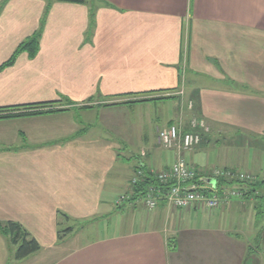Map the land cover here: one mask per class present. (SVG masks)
<instances>
[{"label":"crops","instance_id":"1","mask_svg":"<svg viewBox=\"0 0 264 264\" xmlns=\"http://www.w3.org/2000/svg\"><path fill=\"white\" fill-rule=\"evenodd\" d=\"M41 23L37 52L0 69V224L40 249L17 261L0 231V264H262L256 187L213 211H148L131 180L179 157L201 179L252 174L222 162L234 130L264 131V0H0V68ZM192 119L209 128L197 147L159 146ZM150 138L162 153L119 154Z\"/></svg>","mask_w":264,"mask_h":264},{"label":"built area","instance_id":"2","mask_svg":"<svg viewBox=\"0 0 264 264\" xmlns=\"http://www.w3.org/2000/svg\"><path fill=\"white\" fill-rule=\"evenodd\" d=\"M208 133L209 128L203 121L192 119L188 132L183 131L177 125L159 130L157 142L161 148L166 150L178 153L189 152L197 147L202 137ZM151 173L155 175L160 187L149 186L141 197L142 205L148 211L154 210L159 202H164L167 206L180 211L193 208L213 211L220 208L226 199L242 197L245 194L244 186L252 182L251 175L247 173L221 170H213L209 174V178L216 181L214 186L200 181L195 182L199 173L181 157L177 158L169 169ZM144 178V168L139 164L134 172L131 185L135 186L143 182ZM253 180L255 181V178ZM220 181L223 184L220 185ZM231 182H235L236 185ZM127 199L128 197L124 196L121 202Z\"/></svg>","mask_w":264,"mask_h":264},{"label":"rangeland","instance_id":"3","mask_svg":"<svg viewBox=\"0 0 264 264\" xmlns=\"http://www.w3.org/2000/svg\"><path fill=\"white\" fill-rule=\"evenodd\" d=\"M187 79H190L191 74L189 76V71L186 73ZM243 87L235 86L232 92H239L243 90ZM250 95H254V93H249ZM119 146V154L122 158L127 159L129 163H133L136 161V157L139 156L141 150L144 151H154L155 153H162V150L155 145L154 139L150 138L148 142L145 141H133V142H124L122 144H117ZM229 150L227 152V157H231L227 161H223L222 165H234L237 168H242L248 173L255 174L258 177V180L264 181V173H260L264 171V131L255 132L251 128H240L238 131L234 130L229 137ZM223 151V149H221ZM226 154V153H225ZM224 152L220 153L219 162L222 157H224ZM215 155L214 160L217 158ZM252 174V182H255L253 178H255ZM258 174V175H257ZM249 182L247 184H250ZM258 182V181H257ZM254 187L257 188V193L259 194V206L256 208L257 212H259L258 217H264V201L260 202V200H264V184L256 183ZM247 190L245 191V193ZM117 216L113 215V217L109 216L107 222H100L99 224H103L105 227L107 226V231L104 233H111L114 229L111 224L115 223L117 220ZM264 219V218H263ZM261 220V218H260ZM262 226L264 225V220H262ZM260 222L258 223V225ZM96 227V226H94ZM88 233H92L91 230H87ZM92 237V234H89ZM262 264H264V257H262Z\"/></svg>","mask_w":264,"mask_h":264},{"label":"trees","instance_id":"4","mask_svg":"<svg viewBox=\"0 0 264 264\" xmlns=\"http://www.w3.org/2000/svg\"><path fill=\"white\" fill-rule=\"evenodd\" d=\"M57 1L68 2V3L70 2L83 3L86 0H57ZM42 23L37 33H35L32 37L22 42L15 51L14 55L11 57V59L7 63H5L0 69L12 65L17 55L22 52L27 53L29 56H33L37 52L38 40L41 34ZM200 179L201 176L198 175L195 178V182H199ZM221 183L223 182H220V184ZM231 183H235V182H231ZM260 183L263 184L264 182L262 181ZM152 185L160 187L155 175L150 171H145V178L143 182L133 186L135 190V195H137V197H142L145 194L147 188ZM255 185L256 182L253 184H246L247 188L251 187V190ZM132 201H137V200H132ZM260 201L262 202L264 200H260ZM259 214H260L259 212L256 213L257 216H259ZM0 231L1 233L7 234L10 237V240L13 243V245L17 246L15 251V260L17 261L27 258L28 256L36 253L40 249L38 243L34 239L30 238L28 234L22 229V227L17 223L8 222L6 224H0ZM61 238L62 236L58 237L59 240Z\"/></svg>","mask_w":264,"mask_h":264},{"label":"water","instance_id":"5","mask_svg":"<svg viewBox=\"0 0 264 264\" xmlns=\"http://www.w3.org/2000/svg\"><path fill=\"white\" fill-rule=\"evenodd\" d=\"M200 182L211 185V186H214L216 183V181L214 179H211V178L200 179Z\"/></svg>","mask_w":264,"mask_h":264}]
</instances>
